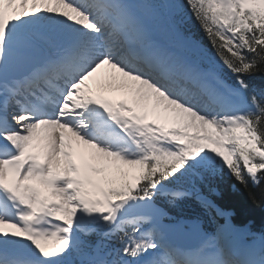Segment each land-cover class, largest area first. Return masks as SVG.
Returning <instances> with one entry per match:
<instances>
[{"label": "snow or ice", "instance_id": "obj_1", "mask_svg": "<svg viewBox=\"0 0 264 264\" xmlns=\"http://www.w3.org/2000/svg\"><path fill=\"white\" fill-rule=\"evenodd\" d=\"M225 178L264 203V0H0V264H264Z\"/></svg>", "mask_w": 264, "mask_h": 264}, {"label": "trees", "instance_id": "obj_2", "mask_svg": "<svg viewBox=\"0 0 264 264\" xmlns=\"http://www.w3.org/2000/svg\"><path fill=\"white\" fill-rule=\"evenodd\" d=\"M188 27L195 38L207 44L203 35L199 32L194 21H188ZM259 79V76L257 77ZM220 195L218 202L233 213V221L238 226L247 227L253 231L264 230V203H260L262 189H246L242 185L225 178L219 183ZM251 193L257 197V203H253Z\"/></svg>", "mask_w": 264, "mask_h": 264}, {"label": "rangeland", "instance_id": "obj_3", "mask_svg": "<svg viewBox=\"0 0 264 264\" xmlns=\"http://www.w3.org/2000/svg\"><path fill=\"white\" fill-rule=\"evenodd\" d=\"M14 7H18V4ZM106 72H102L97 78L89 82V87L92 89L93 93L104 91V94L109 95L111 98L118 99L120 96L118 93L105 91L110 88L109 81H107Z\"/></svg>", "mask_w": 264, "mask_h": 264}, {"label": "bare ground", "instance_id": "obj_4", "mask_svg": "<svg viewBox=\"0 0 264 264\" xmlns=\"http://www.w3.org/2000/svg\"><path fill=\"white\" fill-rule=\"evenodd\" d=\"M16 6V5H15ZM18 8V7H17ZM106 72V71H105ZM107 81H109V84L111 85V81L109 79H107ZM109 89V88H108ZM120 98V97H119ZM114 99V98H113ZM116 99V98H115Z\"/></svg>", "mask_w": 264, "mask_h": 264}]
</instances>
